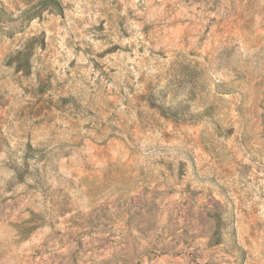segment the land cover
I'll return each instance as SVG.
<instances>
[{"label": "rangeland", "instance_id": "374dc122", "mask_svg": "<svg viewBox=\"0 0 264 264\" xmlns=\"http://www.w3.org/2000/svg\"><path fill=\"white\" fill-rule=\"evenodd\" d=\"M41 1L0 0V264H264V0Z\"/></svg>", "mask_w": 264, "mask_h": 264}, {"label": "trees", "instance_id": "16d2710c", "mask_svg": "<svg viewBox=\"0 0 264 264\" xmlns=\"http://www.w3.org/2000/svg\"><path fill=\"white\" fill-rule=\"evenodd\" d=\"M49 2H51L53 5L57 6L58 8L61 7V5L59 4V2L57 0H42L40 2V4L46 5V4H49ZM27 148H28L27 149V157L33 156L32 153H31V151L34 149L33 146L31 144H28Z\"/></svg>", "mask_w": 264, "mask_h": 264}]
</instances>
